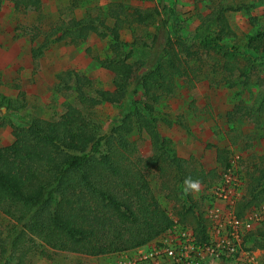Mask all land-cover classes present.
<instances>
[{"label": "trees", "instance_id": "obj_1", "mask_svg": "<svg viewBox=\"0 0 264 264\" xmlns=\"http://www.w3.org/2000/svg\"><path fill=\"white\" fill-rule=\"evenodd\" d=\"M5 2L13 4L17 11H38L43 0H0V10ZM108 8L107 19L98 16L88 20L71 19L55 32L59 39L74 46L91 35L110 39L111 57L97 61L113 74L115 91L97 89L90 79L74 71L62 72L56 78V92L75 94L77 103L85 104L86 108L69 104L56 121L32 118L23 123L24 127L13 128V143L0 148V213L13 222L5 232L0 231V264L23 263L26 252L34 246L31 237L53 251L91 258L129 252L152 243L169 231L174 222L149 186L151 164L156 165L158 172L170 170L168 174L176 180L180 195L173 192L167 198H173L180 205L176 210L177 219L185 224L191 216L197 241L206 239V219L198 212V203L193 201L190 192L185 193L184 181L214 183L220 174L217 169L203 170L194 160L176 157L171 142L158 132L159 118L155 110L165 94L175 89L176 79L188 75V61L194 58L195 52L180 38L177 18L169 7L177 40L174 43L167 40L165 47L150 49L147 59L131 62V53L125 51L127 44L120 38L121 31L144 26L158 12L121 3H112ZM236 11L233 6L218 3L210 6L206 16H199L204 32L211 26L217 27L213 41L216 46L219 45L216 42L232 33L222 15ZM208 37L200 39L205 50L211 48ZM174 44L182 49L183 59ZM245 48V58L264 63V33L249 36ZM227 70L232 72L231 67ZM135 81L148 100L134 102L131 86ZM23 98L22 92L16 100L0 95V110L23 108L20 101ZM104 103L122 108L121 122L110 132L100 134L91 116L93 108ZM255 110L241 106L234 113L256 120V113L264 112V95L262 106ZM133 126L147 134L158 156L150 160L137 157L133 161L135 151L127 140ZM216 160L225 169L231 167L229 152L225 150L217 151ZM263 203L264 167L257 165L247 172L245 194L236 207L237 218L242 219L247 211ZM244 249H258L264 255V223L248 234Z\"/></svg>", "mask_w": 264, "mask_h": 264}, {"label": "rangeland", "instance_id": "obj_2", "mask_svg": "<svg viewBox=\"0 0 264 264\" xmlns=\"http://www.w3.org/2000/svg\"><path fill=\"white\" fill-rule=\"evenodd\" d=\"M112 3L158 12V16L155 14V18L144 26L121 31L120 38L127 44L125 51L131 53V62L147 59L150 49L165 47L167 40L171 43L177 40L169 7L177 18L176 29L180 28V38L195 52L194 58L188 61V75L176 79L175 89L165 94L155 110L159 118L158 132L163 139L171 142L170 147L176 157L194 160L203 170L217 169L220 174L216 182L200 184L198 192L190 191L193 201L198 203V212L205 217L211 190L227 170L216 160L218 150L229 152V164L245 182L244 194L247 172L257 165L264 167V112L256 113L257 121L249 115L241 117L234 113L236 107L256 111L262 106L264 63L261 60L253 63L243 55L247 38L257 32L264 33V0H216L210 3L197 0H43L38 11H17L13 4L3 3L0 10V95L16 100L18 93L22 92L24 98L20 99L23 108L0 110V148L13 143V128L24 127L23 123L32 118L56 121L69 104L79 109L86 108L85 104L77 103L75 94L56 92V78L62 72L74 71L90 79L97 89L109 93L115 91L113 74L97 61L111 57L110 39L91 35L85 42L74 46L59 39L55 32L58 26L71 19L88 20L97 16L107 19L108 7ZM218 3L233 6L237 11L222 15L228 20L232 33L216 42L219 44L216 46L213 41L217 27L211 26L204 32L199 16H206L210 6H218ZM204 36L211 38L208 50L200 42ZM173 47L183 59L182 49L175 44ZM227 67H231L232 72ZM131 88L134 102L149 99L137 81ZM121 109L106 103L93 108L91 118L98 124L100 134L110 132L113 126L120 124ZM230 113L233 117L228 116ZM127 140L135 151L133 161L137 157L150 160L159 154L152 148L147 134L137 127ZM156 168L155 164H151L149 186L173 222L182 224L176 217L180 205L173 198H167L173 192L180 195V191L176 190L177 182L172 174H168L169 169L158 172ZM254 210L261 212L263 218L259 223L252 224L251 232L264 223V203L247 211L246 215ZM12 225L13 222L0 213V231L5 232ZM182 225L193 230L194 220L188 216L187 222ZM31 238L34 246L26 252L20 264L111 262V257L91 258L53 251L36 238ZM254 251L264 262L263 252Z\"/></svg>", "mask_w": 264, "mask_h": 264}, {"label": "built area", "instance_id": "obj_3", "mask_svg": "<svg viewBox=\"0 0 264 264\" xmlns=\"http://www.w3.org/2000/svg\"><path fill=\"white\" fill-rule=\"evenodd\" d=\"M244 180L233 167L224 171L212 188L205 211L206 239L197 241L188 227H173L134 255L122 253L113 264H264L254 250H245V237L252 224L262 221L258 211L236 215Z\"/></svg>", "mask_w": 264, "mask_h": 264}, {"label": "clouds", "instance_id": "obj_4", "mask_svg": "<svg viewBox=\"0 0 264 264\" xmlns=\"http://www.w3.org/2000/svg\"><path fill=\"white\" fill-rule=\"evenodd\" d=\"M184 185H185V188H184V191L185 193H188L190 191H199V188H200V181L199 180H191V179H186L184 181Z\"/></svg>", "mask_w": 264, "mask_h": 264}, {"label": "crops", "instance_id": "obj_5", "mask_svg": "<svg viewBox=\"0 0 264 264\" xmlns=\"http://www.w3.org/2000/svg\"><path fill=\"white\" fill-rule=\"evenodd\" d=\"M146 246L141 247V248H138V249L133 250V251L123 252V253L131 256V255H134L137 251L145 250ZM119 254L122 255V253H119ZM119 254H115V255L108 256L109 258L111 257L110 258L111 259V262L109 264H113L115 262V260L120 256Z\"/></svg>", "mask_w": 264, "mask_h": 264}]
</instances>
